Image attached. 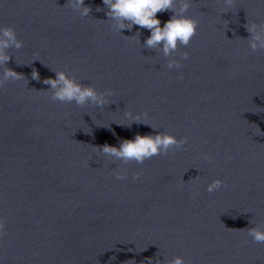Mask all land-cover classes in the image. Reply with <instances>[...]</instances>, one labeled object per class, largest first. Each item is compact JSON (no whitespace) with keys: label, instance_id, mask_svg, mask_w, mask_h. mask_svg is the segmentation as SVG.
I'll return each mask as SVG.
<instances>
[{"label":"clouds","instance_id":"obj_1","mask_svg":"<svg viewBox=\"0 0 264 264\" xmlns=\"http://www.w3.org/2000/svg\"><path fill=\"white\" fill-rule=\"evenodd\" d=\"M235 2L236 0H222L223 6L220 8V12L227 13L229 9L235 7ZM103 4L107 8V20L111 21V26L115 30L120 32L124 29L131 30L134 25L149 30L150 36L145 40V46L150 49L161 50L165 57H171L173 53L178 52L181 46H188L196 35L199 26L197 19L186 15L191 7L190 0H103ZM68 6L78 12L81 17L89 16L92 11L91 6L85 5V0H68ZM101 10L99 7L96 8L98 12ZM165 11H171L173 15L161 26L157 14ZM245 28L250 34L247 41L251 51L256 52L264 49V21L259 24L247 22ZM136 35L139 37V32ZM22 47L23 41L18 39L14 27L0 26V66H2L0 88H4L8 81L24 80L28 84L27 77L7 67V63L12 59L8 50L13 48L20 50ZM181 56L187 59L188 53H181ZM167 67L179 68L181 64L178 60L171 58L168 60ZM31 78L40 80L39 72L35 68L32 69ZM43 84L50 85V92L47 94L52 102L74 103L78 107H85L90 104L103 108L111 103L109 97L113 95L111 89H106L103 92L97 91L95 86L84 85L63 70L55 71V78H45ZM124 115L129 118L131 123L150 124L146 112L143 113V116L140 114L132 116L130 112H125ZM131 123L127 126L130 127ZM153 129L155 130L154 126ZM187 143L188 137L177 139L174 135L157 132L155 135L136 134L134 139H123L118 147L107 143L102 146H91L95 151L120 160L125 164L131 161L143 164L145 160L154 156H166L170 150L180 149ZM205 159L208 157L205 156ZM114 175L116 179L120 180L127 177V173L121 171H116ZM139 176L140 173H136L134 179L139 178ZM223 186L222 180L215 179L208 184L206 190L208 193H213ZM250 223L253 221L251 220ZM4 228L5 222L0 219V237L5 234ZM240 230H246L247 235L254 242L264 243V227L261 225ZM156 255L158 256V254ZM147 264H186V261L181 256L163 261L159 259L153 261L149 258Z\"/></svg>","mask_w":264,"mask_h":264}]
</instances>
